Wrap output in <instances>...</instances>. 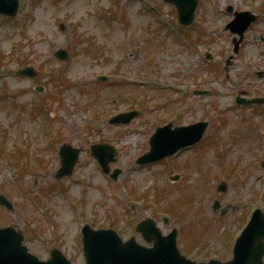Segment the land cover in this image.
<instances>
[{
	"label": "rangeland",
	"instance_id": "1",
	"mask_svg": "<svg viewBox=\"0 0 264 264\" xmlns=\"http://www.w3.org/2000/svg\"><path fill=\"white\" fill-rule=\"evenodd\" d=\"M228 5L258 14L238 53L233 52L231 32L224 28L233 18ZM263 12L264 0H199L196 21L185 28L176 21L174 6L163 0H20L17 17L0 16V60L6 65L0 71V93L8 91L12 97L0 106V140L6 141L7 151L29 154L18 163L32 162L30 171L21 173L17 161L8 158L12 155L5 160L0 153V191L13 204L8 209L0 203V227L8 223L21 230L24 243L41 259L57 247L73 264H86L83 224L140 238L135 223L152 216L164 233L187 227V232L180 230L178 242L194 259L230 258L252 192H261L264 210V169L260 166L249 180L234 178L242 172L227 167L235 162L239 167L256 166L264 142L261 147L252 142V150L237 145L231 154L235 159L228 162L214 159L208 140L153 164L138 165L136 159L149 150L156 127L167 122L228 119L231 124L219 129L226 136L264 123L250 109L244 115L227 112L236 105L234 97L241 88L264 94V77L256 74L264 71ZM58 48L70 49L67 62L55 57ZM206 52L213 55L212 62L205 59ZM26 63H33L39 83L48 86L44 99L49 107L38 116H33L32 105L40 98L32 87L36 80L14 73ZM101 74L110 79L100 83ZM195 89L213 93L199 95ZM164 96L167 99H161ZM14 99L25 109L11 108ZM132 106L139 116L129 124L108 122V114ZM51 135L57 136V148H47ZM65 142L82 152L73 175L56 180L58 147ZM97 142L116 147L117 160L111 164L121 170L116 180L91 155L90 147ZM238 152H245L244 160L237 159ZM201 167L209 168L204 179ZM176 174L178 181L170 180ZM222 181L229 182L224 193L217 190ZM187 196L191 198L182 200ZM217 198L226 206L234 203L224 217L213 209ZM182 203L189 205L177 215L173 209Z\"/></svg>",
	"mask_w": 264,
	"mask_h": 264
},
{
	"label": "water",
	"instance_id": "2",
	"mask_svg": "<svg viewBox=\"0 0 264 264\" xmlns=\"http://www.w3.org/2000/svg\"><path fill=\"white\" fill-rule=\"evenodd\" d=\"M178 7L179 17L184 23L192 21L193 12L197 0H170ZM18 0H0V12L15 15ZM238 18L230 24V27L243 34L244 29L255 19L250 13L237 14ZM239 21L240 25L235 28L234 24ZM64 51L59 55L64 57ZM22 72V71H21ZM25 73H31L26 69ZM136 115V112L120 115L112 121L128 122ZM196 126L171 129V124L159 128L151 139V150L139 158L138 162L146 163L154 161L167 154H171L179 147L191 144L198 140L201 129ZM79 149L66 144L61 148L62 167L57 173L60 178L71 174L79 156ZM92 153L99 159L105 172L110 171L109 163L115 160V149L107 144H95ZM120 170L112 173L117 178ZM2 202L5 199L0 196ZM137 229L141 230L147 240L155 239L153 248H146L136 243L134 238L123 243L116 231L112 229L94 230L89 225L83 229L84 252L88 264H190L183 258L178 257L175 243V232L166 238L160 237L159 231L155 233L152 219L142 221ZM264 214L257 210L251 223L245 232L237 240L234 259L227 263L211 261L210 264H260L264 254ZM23 236L13 228L0 230V264H71L58 250L52 251V258L48 261H40L30 254L22 244Z\"/></svg>",
	"mask_w": 264,
	"mask_h": 264
},
{
	"label": "bare ground",
	"instance_id": "3",
	"mask_svg": "<svg viewBox=\"0 0 264 264\" xmlns=\"http://www.w3.org/2000/svg\"><path fill=\"white\" fill-rule=\"evenodd\" d=\"M19 262H16V264H18Z\"/></svg>",
	"mask_w": 264,
	"mask_h": 264
}]
</instances>
